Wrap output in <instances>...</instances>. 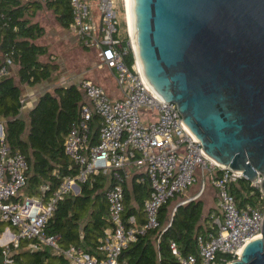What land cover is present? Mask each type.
<instances>
[{
	"label": "built area",
	"instance_id": "1",
	"mask_svg": "<svg viewBox=\"0 0 264 264\" xmlns=\"http://www.w3.org/2000/svg\"><path fill=\"white\" fill-rule=\"evenodd\" d=\"M69 1L73 15L70 30L83 47L98 52L102 65L112 70L120 94L111 96L91 78L79 81L89 103L81 106L80 118L64 143L66 154L78 168L47 194L49 185H43V193L22 195L29 164L22 152L13 151L6 142L5 120L0 118V223L8 224L0 234L3 264H16L13 253L19 249L22 238L34 239L30 246L35 250L42 244L51 246L55 252L64 254L70 264H125L120 260L123 249L157 227L161 206L200 178L202 189L195 197L203 191L205 179L216 189L219 214L214 222L218 231L208 237L198 236L197 255H182L176 241H171L178 264H226L218 260L219 253L239 258L245 244L262 235L264 219V209L250 204L238 207L229 190L231 182L245 177L243 172L211 158L184 122L177 103L164 100L151 87L135 55L129 23L125 28L122 25L123 8L128 18L126 0L122 4L119 0ZM129 52L134 58L131 65L125 60ZM10 73L7 64L0 66V79ZM94 112L102 122L99 141L90 146V120ZM134 169L145 173L152 187L144 203L142 224L136 214H126L125 209L124 183L132 177ZM100 173L114 180L106 189L113 227L106 229L100 240L101 255H92L74 245L63 248L59 235L46 233V224L60 200L70 191L78 193L80 183ZM145 174L139 179L143 180ZM262 180L258 173L251 183L261 189Z\"/></svg>",
	"mask_w": 264,
	"mask_h": 264
},
{
	"label": "trees",
	"instance_id": "2",
	"mask_svg": "<svg viewBox=\"0 0 264 264\" xmlns=\"http://www.w3.org/2000/svg\"><path fill=\"white\" fill-rule=\"evenodd\" d=\"M41 10H52L59 24L70 28L73 15L69 0H0V66L7 64L11 70L9 75L0 79V118L5 120L6 142L13 151L22 152L29 164L28 180L22 195L43 193V185H49L46 194L50 193L65 176L76 173L78 166H74L66 154L64 143L71 127L80 118L81 106L89 103L79 84L59 85L40 95L27 118L21 116L23 85L47 81L58 69L52 54L46 61L41 58L49 53L48 45L37 42L46 33L45 26L34 19ZM122 25L125 28L126 24L122 22ZM123 37L125 41L128 39L126 30ZM125 60L130 65L133 63L132 52L125 55ZM101 122L100 115L94 112L90 120V146L99 141ZM143 174L134 169L132 177L124 183L126 214L139 213L140 224L145 221L144 203L152 191L146 174L143 180L139 179ZM109 177L103 173L91 175L80 183L78 193L70 191L57 203L45 231L59 235L63 248L74 245L92 255H101L100 240L106 229L113 227L106 189L114 180ZM229 190L238 207L250 204L264 209L261 189L246 177L231 182ZM182 194H176L161 206L157 227L149 229L123 249L122 262L178 264L171 241H176L182 255L198 254V236L208 237L218 231L214 218L219 211L217 207H210L205 213L204 201L200 197L180 204L175 210L179 202L172 206L173 201ZM4 223H0V231ZM32 241L34 239H21L19 249L13 253L16 264L71 263L64 254L55 252L49 245L42 244L38 249H32ZM217 257L223 262L233 259L230 254L219 253ZM3 260L0 246V264Z\"/></svg>",
	"mask_w": 264,
	"mask_h": 264
},
{
	"label": "water",
	"instance_id": "3",
	"mask_svg": "<svg viewBox=\"0 0 264 264\" xmlns=\"http://www.w3.org/2000/svg\"><path fill=\"white\" fill-rule=\"evenodd\" d=\"M131 20L151 87L216 162L250 181L260 173L264 195V0H131ZM226 264H264V219Z\"/></svg>",
	"mask_w": 264,
	"mask_h": 264
},
{
	"label": "rangeland",
	"instance_id": "4",
	"mask_svg": "<svg viewBox=\"0 0 264 264\" xmlns=\"http://www.w3.org/2000/svg\"><path fill=\"white\" fill-rule=\"evenodd\" d=\"M119 2L122 4V0H119ZM122 10L123 13L121 20L127 25L128 18L126 16L124 8ZM34 19H38V21L41 22V24H43L48 30V33L45 36L37 39V42L40 44L49 45V47L51 48V52L55 55V58H58V60L55 59V61L57 60L56 62L58 63V69L54 72L53 76L49 79L48 83L44 86L41 85L39 89L32 88L34 92H36V90H39L37 95L42 94L46 90H52L55 85H69L74 83L78 84L82 77H84L85 75H88L91 78L94 77V75L99 76L101 84L109 93H111L110 91L116 88L117 85L113 75L111 74L108 68L102 66V61L97 51L91 49H84L80 42H71L69 36L62 37V39H59V32H61V30L64 31V28L58 23L54 13L51 10L39 11V14L36 15ZM56 31L58 33V36H56ZM67 32L68 31L65 30V33L68 35ZM49 58L50 55H46L42 57V60L45 61ZM37 95L34 94L33 97L29 98L28 95L27 102L36 103ZM31 105L32 104H28L27 106L24 105L22 107V111L24 113L21 114L22 117H28V112L30 110ZM201 189L202 178H200L198 182H196L186 190L187 195L194 192L198 194ZM214 194V185L209 179H205L203 191L198 196L204 200L205 213L208 212V209L210 207H217V202L215 201ZM183 195L184 193L180 195L177 200H174L172 206L180 202L182 200Z\"/></svg>",
	"mask_w": 264,
	"mask_h": 264
},
{
	"label": "crops",
	"instance_id": "5",
	"mask_svg": "<svg viewBox=\"0 0 264 264\" xmlns=\"http://www.w3.org/2000/svg\"><path fill=\"white\" fill-rule=\"evenodd\" d=\"M52 11V10H51ZM53 12V11H52ZM39 14V11L37 12V14L36 15H38ZM36 17V16H35ZM56 18V17H55ZM37 21H38V19H37ZM59 23V22H58ZM63 27V26H62ZM64 28V27H63ZM64 31H62L61 30V32H59L60 33V36H59V39H62V37H70V41L71 42H76V41H78V42H80V44L82 45V43H81V40L79 39V37L72 31V30H70V28H64L63 29ZM65 30L66 31H68L67 33H68V35L65 33ZM48 33V30L46 29V33H45V35ZM56 33H57V31H56ZM45 35H43V36H45ZM67 35V36H66ZM42 36V37H43ZM56 36H58V33L56 34ZM41 38V37H40ZM39 39V38H38ZM48 47H49V45H48ZM82 47H83V45H82ZM84 48V47H83ZM52 52H51V48L49 47V53L48 54H45V55H42V57H44V56H46V55H50ZM52 58H54V59H57L58 60V58H55V55L52 53ZM41 57V58H42ZM56 60V61H57ZM46 61V60H45ZM103 67H106L105 65H102ZM106 68H108V67H106ZM109 69V68H108ZM88 71V70H87ZM109 71L111 72V74L113 75V77H114V74H113V72H112V70L111 69H109ZM89 72V71H88ZM85 78H91V77H89L88 75H85L84 76ZM83 78V77H82ZM91 79H93L94 81H96L97 83H99V84H101V80L99 79V76H95L94 75V77H92ZM114 79H115V77H114ZM48 81L49 80H47V81H43V82H41V83H37V84H34V85H23V87H22V89H23V91H22V96H21V99H22V103H23V106L24 105H28V104H32L31 105V107H30V109H32L36 104H37V102H38V100H39V97H40V95H37L38 94V92H39V90H36V92H34L33 90H32V88H36V89H39V87L41 86V85H46L47 83H48ZM116 81V80H115ZM79 84V83H78ZM56 86H59V85H55V87ZM45 92V91H44ZM111 93V96H113V97H118L119 96V91H118V88H117V86H116V88L115 89H113L112 91H110ZM34 94L35 95H37L36 97H37V101H36V103H33V102H27V96H28V98L29 97H33L34 96ZM85 95V94H84ZM35 97V98H36ZM86 97V96H85ZM29 101V100H28ZM22 106V107H23ZM24 110V109H23ZM22 114H24L23 113V111L21 112ZM186 192V193H185ZM184 192V195H183V197H182V201H180L181 203H184V202H187L188 200H191V199H194V197L197 195V193H191V194H188L187 195V191H185ZM215 196H214V198H215V201L217 202V199H216V189H215V194H214ZM198 197V196H197ZM196 198V197H195ZM201 198V197H200ZM202 199V198H201ZM203 200V199H202ZM204 201V200H203ZM138 217H139V221H141V216L139 215V213H137L136 214ZM3 226V230L2 231H0V234L8 227V224L7 223H4V225H2Z\"/></svg>",
	"mask_w": 264,
	"mask_h": 264
},
{
	"label": "bare ground",
	"instance_id": "6",
	"mask_svg": "<svg viewBox=\"0 0 264 264\" xmlns=\"http://www.w3.org/2000/svg\"><path fill=\"white\" fill-rule=\"evenodd\" d=\"M127 1V15H128V23L130 28H132V20H131V0H126Z\"/></svg>",
	"mask_w": 264,
	"mask_h": 264
}]
</instances>
